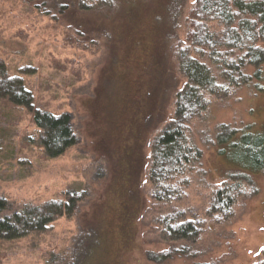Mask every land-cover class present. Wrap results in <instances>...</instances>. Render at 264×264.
Segmentation results:
<instances>
[{
	"label": "rangeland",
	"instance_id": "374dc122",
	"mask_svg": "<svg viewBox=\"0 0 264 264\" xmlns=\"http://www.w3.org/2000/svg\"><path fill=\"white\" fill-rule=\"evenodd\" d=\"M193 5L0 0V65L32 94L33 111L67 115L75 137L72 147L49 159L32 111L9 104L0 89V199L7 203L0 219L75 200L72 216L45 232L0 240V264L260 263L264 170L237 165L239 135L221 145L217 137L222 127H248L264 137L263 82L261 90L254 81L226 97L206 94L207 109L188 127L200 158L188 166L182 197L169 203L152 198L149 148L174 117L184 85L173 53L188 44ZM230 184L242 195L232 217L214 223L206 215L210 198ZM177 213L202 225L196 241L160 238L157 221Z\"/></svg>",
	"mask_w": 264,
	"mask_h": 264
},
{
	"label": "trees",
	"instance_id": "16d2710c",
	"mask_svg": "<svg viewBox=\"0 0 264 264\" xmlns=\"http://www.w3.org/2000/svg\"><path fill=\"white\" fill-rule=\"evenodd\" d=\"M190 19L193 30L187 35L188 44L176 47L173 53L184 79V85L175 96L174 117L149 148L148 181L154 188L152 198L158 203L182 197V190L187 186L188 166L200 158V152L190 145L187 133L190 123L208 107L206 94L226 97L230 89L251 86L255 81L256 88L261 90L258 83H264V0H194ZM203 59L207 63L201 61ZM210 66L218 71L224 86L217 84ZM0 80L4 100L14 106L25 105L32 111L33 125L49 159L61 156L74 145L75 137L67 115L33 111L32 94L26 92L18 80L9 79L3 65H0ZM226 131L229 132L222 139L221 132ZM219 133V145L239 135L236 145L240 158L236 163L240 168L254 172L264 170L263 136L253 134L248 127L241 132L222 127ZM241 195L236 185L217 189L210 198L207 217L214 223L228 221ZM74 203V198H69L68 202H49L41 208H25L0 219V240L16 241L43 233L58 219L71 217ZM6 208V201L0 199V213ZM181 219L182 215L177 213L157 221L163 241L199 238L202 225ZM259 264H264V249Z\"/></svg>",
	"mask_w": 264,
	"mask_h": 264
}]
</instances>
